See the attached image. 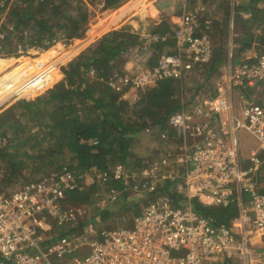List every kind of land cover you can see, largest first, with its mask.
<instances>
[{"label":"built area","instance_id":"1","mask_svg":"<svg viewBox=\"0 0 264 264\" xmlns=\"http://www.w3.org/2000/svg\"><path fill=\"white\" fill-rule=\"evenodd\" d=\"M196 31L195 9L184 11L173 31L176 51L159 56L155 66L145 65L118 77L110 87L119 91L123 85L137 91L130 97L132 104L141 91L158 81L206 65L213 53L212 38L197 36ZM158 38L155 34L141 36V46L131 50L134 60L153 57L152 43ZM251 56L236 64L229 60L222 78L215 81V92L195 97L190 113L182 109L169 121L176 136L195 135L193 146L187 150L184 146L186 151L177 160L186 167L180 179L176 175L170 178L177 180L175 189L186 198V204L180 206L159 195L129 227L92 238L86 224L67 233L77 219L75 208L64 203L77 187L74 171L64 169L52 179L0 189V264H264V96L254 102L238 92V115L231 111L230 97L237 86L264 85V46ZM55 66L49 63L7 97L6 93L0 98V108L29 89L40 88ZM197 116L202 119L196 121ZM241 131L256 142L247 154L238 149ZM155 187L141 185L147 191ZM192 201L211 207L234 202L237 214L229 224L216 225L195 210Z\"/></svg>","mask_w":264,"mask_h":264},{"label":"trees","instance_id":"2","mask_svg":"<svg viewBox=\"0 0 264 264\" xmlns=\"http://www.w3.org/2000/svg\"><path fill=\"white\" fill-rule=\"evenodd\" d=\"M122 1L104 0V4L106 7H113ZM260 1L246 0L244 4L235 8L234 23L247 30L244 35H239V49L250 46L254 39L264 42V25H262L264 18L261 16L262 12L264 14V7H256ZM239 10H249L252 14L246 19L243 18ZM93 18L94 11L84 0H23V5L12 8L10 12V20L15 24L14 30L17 33L12 37V40L15 38L14 46L18 45L23 50L25 48L43 50L59 39H72L80 36L84 26ZM228 18L229 13L225 14L222 20L223 36L227 30ZM252 26L260 28L259 32L251 31ZM169 32L170 24L164 20L160 21L153 30V33L159 36L152 43L155 62L159 57L158 53L160 54V51L165 46L167 47L168 43H171V32L168 34ZM196 35L201 36V28L198 25ZM137 38L138 36L128 30H114L104 35L98 40L92 54H81L63 66V80L50 88L44 95L39 96L34 102L20 101L4 110L0 114V124L4 126L8 120L13 119V112L10 113V111L15 108H22L24 112L19 115H27L28 121L34 120L31 118L39 119V128L36 131H39V160L54 156L57 160V154L63 155L64 160L65 157L66 159L69 157L71 160L61 166L60 172L66 169L81 174L93 166L99 168L98 170L101 172L107 168L109 162L116 160H120L126 167L124 163L131 154L130 150L136 136L139 133H151L157 135L160 140L168 139L174 132L169 121L171 117L181 112L185 105L181 100V85H178V81L175 79L160 80L154 87L146 89L131 105L118 99L114 93L115 90H105L103 94L96 91V87L88 78L89 70L93 68L101 73L103 78L112 75V70L116 68L115 60L121 57L128 47L133 46V42L137 41ZM12 40L9 43L13 42ZM225 51L224 40L219 38L218 45L213 48L211 60L206 65L205 72L208 80H210L209 75L212 72L215 73L217 67L223 62ZM41 56L44 58V54ZM39 59L35 64L26 63L27 74L40 67ZM3 60L7 62L11 59L0 58V63ZM47 61L46 58L45 62ZM44 66L42 65V67ZM16 68L18 70L14 73L9 72L13 77L10 79L11 83L13 79L15 83L20 84L22 80L19 71L26 70L25 64L22 63ZM52 74L54 72L50 75ZM50 75L47 76L48 80ZM211 88L208 87L205 93L208 90L211 91ZM26 123L22 126L21 137L11 136L9 141L0 148V157L4 159L8 156L7 162L4 159L5 164L0 165L1 171L4 173L2 177L0 176L1 190H6L12 184L16 179L17 168L22 167L26 161L25 159L15 160L13 157L16 153H13V150H8V143L14 149L13 146L22 147L37 136L36 132L33 134L29 132L31 129L27 127ZM0 135L6 137L7 134L5 132ZM177 141L183 143L181 139H177ZM43 142L47 144V148H42ZM34 158H38V152L29 161ZM179 166V172L175 178L177 180L180 179L186 168L183 164ZM94 171L96 172L95 169ZM175 179L166 180L164 184L156 186L152 191L141 189L137 192V196L129 194L130 190L127 187L131 184L127 177L122 175L118 180L111 181L114 186L113 195L117 193V203L123 202L122 207L127 211H130L131 206L135 205L133 208L138 214L145 203L153 201L159 195L168 196L177 205L186 204V198L175 189L177 181ZM100 183L83 186L81 182L79 184L82 185V188L79 187L76 191L68 193V199L76 202H94L97 199L96 191L99 189ZM148 199L150 200L146 202ZM192 205L195 210L210 217L216 225L229 224L237 214L234 202L226 207H208L197 201H192ZM114 212V209L107 208V206L98 207L91 221L95 222L97 219L104 221ZM78 220L74 227L68 228L67 233L80 229L86 224V221Z\"/></svg>","mask_w":264,"mask_h":264},{"label":"rangeland","instance_id":"3","mask_svg":"<svg viewBox=\"0 0 264 264\" xmlns=\"http://www.w3.org/2000/svg\"><path fill=\"white\" fill-rule=\"evenodd\" d=\"M84 1L94 11V18L84 26L80 36L72 39H59L51 45L55 46L57 50L52 51V49L47 52L51 46L43 50H35L32 48H25L23 50L22 48H19L18 45V48L14 46L15 38L12 40V37L15 35L16 31L14 30L15 24L10 20V12L12 8L23 5V0H0V58L11 59L7 62L3 60L0 63V86L5 87L10 84V80H7V77H13L9 72L12 71V73H14L18 70L16 66L22 65V63L25 64L26 70L22 69L24 72H21V70L19 71V75H21L22 80L20 84L25 82L32 76V74H36L39 70L48 65L49 63L46 65L43 63L46 58L48 61H52L50 63H55L56 65L55 69H53L54 74L50 75L49 80L48 77L44 78L40 88L35 87L34 89L31 88L27 90L29 88L27 87V91L24 92L20 99L12 101L11 104L0 108V114L4 110L10 108L13 104L20 101H36L39 96L44 95L50 88L63 80V66H66L69 61L81 54H92L93 49L97 46V40L114 30H128L138 36V38L137 41L133 42V46L128 47V50L121 57L115 60L114 63L116 64V68L112 70L113 72L111 71L112 75L103 78L102 74L98 73L93 68L89 70V80L93 86L96 87V91L98 90V92H102V94L105 90H113L109 83H117L118 77L129 74L134 70H141L140 68L145 65L150 67L156 65L157 60L156 62L154 60L155 53H153V57L149 58L147 61H144L143 58L134 60L131 55V50L133 47L139 48L141 46L140 34H143V36L154 34L153 30H155L157 24L162 20L168 21L170 24L171 34L170 32L168 34L171 36L172 44L168 43L167 47L165 46L164 49L160 51V54L158 53L159 56L176 51V41L173 36V31L176 28L178 17H180L184 11H192L193 9L197 10L195 19L198 27H203V25L201 26V22L204 21V27L205 24L210 25L209 30L212 34L213 45L217 46L219 42L218 27L220 26L217 22L223 16L224 11L229 8L228 0H123L113 7H106L104 0ZM201 5L204 6L203 15L201 14ZM201 16L204 21H202ZM243 16H245L244 18L246 19L249 17L246 15ZM133 21H137L138 29L131 25ZM263 24L264 23H262V25ZM235 25L236 32L244 35L247 30L243 26L237 25V23ZM212 26L214 27L213 29H211ZM259 30L260 28H256L255 26L251 28V31L256 33H258ZM11 40L13 42L9 43ZM231 44L233 43L231 42ZM152 51L154 52V48H152ZM42 53L44 54V58L41 56ZM39 56H41L40 59ZM37 59H39V63H41L39 67L40 69L38 68L37 70L31 71L32 73L30 72V74H27L28 68L26 63L31 62L35 64ZM127 62H130L131 64L129 67H126ZM42 65L45 66L42 67ZM173 79L178 81V85H181V100L183 101V105L185 104L183 108L188 113H190L194 108L195 104L193 103L195 101V97L201 96V94L205 93V90H207L208 87H211L209 82H203V79H201V64L196 65L191 71L184 72L179 77ZM119 87V91H114V93H116L118 99L126 102L128 105H131L129 103L130 97L137 94V91L123 85H120ZM262 87L263 86H261V88ZM4 90L5 89L0 90L3 91L1 94L4 93L0 95V98L6 95ZM145 90L146 89L141 91L139 95L143 94ZM11 112H13L14 115L13 119L8 120L4 126L0 124V134H4L5 132L7 134L5 135L6 137L0 135V148L4 146L5 142L9 141L11 136L21 137L22 126L28 121L27 115H19L24 112L22 108L12 109L10 113ZM31 119L34 120L28 121L26 125L27 127H30L31 130L29 132L33 134V132H36L39 128V119ZM195 120L199 121L201 118L197 116L195 117ZM36 134L37 136L34 137L31 142L24 144L22 147L16 145L13 146L14 149H12V145L8 143V150H13V153H16L13 158L19 161L25 159L26 161L22 167H16V179L13 180L7 190L14 189L32 180L44 178L52 179L60 172L61 166L69 163L71 160L69 157L67 159L65 157L64 160L63 155L59 154L56 155L58 158L57 160L55 156L51 158L49 157V159L45 158L39 160V131L36 132ZM184 135L186 136L178 137L173 132L168 139L160 140L157 138V135H152L151 133H139L132 144L130 150L131 154L128 159H126V163H124L126 167L123 166L120 160H116L109 162V165L107 166L108 169H103L101 172L98 170L99 168H94V166L81 174L75 172L78 179L76 189L79 187L82 188V185H92L94 183L101 182L99 189L96 191L97 199L94 202H76L75 200L68 199L69 194L66 196L64 201V203L68 206L75 208L77 219H79L78 221H86V231L89 232L90 235L92 233V238H96L99 235L101 237L102 233L115 229L129 227L137 215V211L133 208L135 205L131 206L130 211H127L126 208L122 207L123 202L117 203V194L116 196L115 194L113 196L112 193L114 186L112 185L113 182L111 180H118V178L122 175L127 177L129 184H132V186L127 187V189H130L129 194H134L135 196H137V192L141 190L140 188L143 182L147 183L149 186H161L166 180L178 174L180 168L177 163L178 158L184 151L191 148L194 144L195 135L193 136L191 133H185ZM36 138L37 140H35ZM177 139L183 140V143L181 144L177 141ZM239 140L241 151L244 154L248 153L249 148L256 146L255 140L250 135L240 136ZM184 146L187 148L183 151ZM42 148H47V144L45 142L42 143ZM37 152L38 158H34L29 161V159L36 156ZM4 159L7 162L8 156ZM4 159L0 157V165L5 164ZM162 159L166 161V164L161 163ZM123 167L125 168L123 169ZM1 170L2 169L0 168V176L2 177L4 173ZM143 171H147V174H144ZM81 182L82 185L79 184ZM262 184H264V182ZM76 189L73 191H76ZM150 199L146 200V202ZM154 199H156V197ZM112 201L113 203H111ZM147 204L145 203L142 209H144ZM101 206L103 208L107 206V208L114 209L115 212L104 221H100V219H97L95 222L91 221L94 212L98 207L101 208ZM141 206L142 203L140 204V207ZM90 228L92 231H90Z\"/></svg>","mask_w":264,"mask_h":264},{"label":"crops","instance_id":"4","mask_svg":"<svg viewBox=\"0 0 264 264\" xmlns=\"http://www.w3.org/2000/svg\"><path fill=\"white\" fill-rule=\"evenodd\" d=\"M244 2H246V0L245 1L244 0H228L229 8H228V10H225L224 11L223 16L217 22L220 25L219 27L217 26L218 27V37L220 39H223L224 40V46L226 48L224 60L217 67V70L215 71V73L212 72L209 75V77H210L209 79L210 80L207 79L208 77H207V74L205 72V69H206V65L207 64L201 67V79H203V82H209L211 84V87H212L211 88V92H215V89H214L215 81L218 80L219 78L220 79L222 78V76H221L222 69L228 64V61L229 60L231 61L230 63L236 64L238 61L242 60L244 57H246L248 55L251 56L253 53L259 54V52L262 50V48L264 46V42L262 43L258 39H254V41L250 44V46H247L246 48H243V49L242 48L239 49L240 43H239V40L238 39H239V35L241 33H237L236 32V25H235L234 20H233V13L235 11V8L238 7L241 4H244ZM230 4H231V6H230ZM203 7L204 6L201 5V14L202 15L204 13V8ZM256 7H264V0H261L256 5ZM239 12L242 14V16L243 15H246L247 17L248 16L250 17L251 14H252L249 10L248 11L239 10ZM227 13H229V18H228V23H227V30L225 32V35L223 36V33H222V26H223L222 25V20L224 19L225 14H227ZM195 14H197V10H195ZM261 16L264 18L263 12H262ZM244 17L245 16H243V18ZM201 19H202V16H201ZM202 21H204V19H202ZM204 22H201V26L203 25V27H204ZM131 25L133 27H135L136 29H138V23H137V21H133V23ZM203 27H201V34H208L212 38V34L210 33L211 31L209 30L210 25H206L205 24V27L204 28ZM252 27H254V26H252ZM213 28L214 27L212 26L211 29H213ZM203 29H205V30H203ZM140 35L143 36V34H140ZM97 42H98V40H97ZM231 42L233 44H231ZM54 47L55 46H51V48H49V50H47V51H50L52 49H53L52 51L57 50V48L56 47L54 48ZM213 48H214V45H213ZM42 55H43V53H42ZM250 60L252 62H255L256 61V58L253 57V56H251ZM50 62H52V61L45 62V65L48 64V63H50ZM130 65H131L130 62H127L126 67H129ZM10 78L11 77H9V78L7 77V80H10V84H11V79ZM8 83H9V81H8ZM10 84L7 85V86H5V87L0 86V90L1 89H5L4 92L5 93H8L6 95V97L8 95H10V93H12V91L14 90V88L19 85V83H15L13 81V79H12V84L13 85L12 84L10 85ZM261 86L264 87V85L261 84V83H259V82H256V83H254L252 85H243L242 87L241 86H237V90L234 89L233 93L230 95V97L232 99V104H233V107H232L231 111L235 115H238L239 112H240L239 109H240L241 105H240L239 98L237 96L238 92L243 93L248 99H250V100H252L254 102H260L262 100L263 96H264V88L263 87L261 88ZM208 91H210V90H208ZM208 91H206V92H208ZM1 92H3V91H0V95L4 94V93L1 94ZM243 135H250V134H247L245 131H241V132L238 133V142L237 143H238V149H239L240 154H242V151H241V148H240V140L239 139H240V136H243ZM252 148H254V147L249 148V150L252 149ZM130 186H132V184ZM128 190H130V189L128 188ZM131 192H133V191H131ZM116 194L117 193H115V196H116ZM141 212L142 211H140L136 216H138L139 214H141Z\"/></svg>","mask_w":264,"mask_h":264},{"label":"bare ground","instance_id":"5","mask_svg":"<svg viewBox=\"0 0 264 264\" xmlns=\"http://www.w3.org/2000/svg\"><path fill=\"white\" fill-rule=\"evenodd\" d=\"M117 17V16H116ZM119 21V20H118Z\"/></svg>","mask_w":264,"mask_h":264}]
</instances>
